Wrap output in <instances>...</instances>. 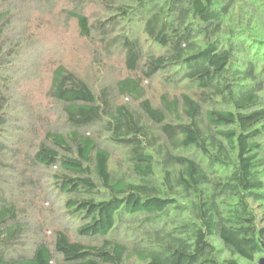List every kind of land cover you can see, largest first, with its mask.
I'll list each match as a JSON object with an SVG mask.
<instances>
[{"label":"trees","instance_id":"obj_1","mask_svg":"<svg viewBox=\"0 0 264 264\" xmlns=\"http://www.w3.org/2000/svg\"><path fill=\"white\" fill-rule=\"evenodd\" d=\"M68 1L81 7L85 0ZM54 2L0 0V68L7 55L17 58L30 45L24 27L33 4ZM99 3L108 16L94 24L75 7L64 14L81 38L95 34L104 54L123 55L131 75L115 91L127 102L111 103L105 91L96 93L58 65L47 96L67 128L45 131L33 156L56 169L66 212L83 223L78 233L98 242H74L57 230L53 250L39 243L19 252L26 228L0 179V264H258L264 256V0ZM141 36L161 53H145ZM159 73L166 83L194 85L198 98L164 94L154 107L142 83ZM9 103L0 97V167ZM99 125L127 150L131 178L109 171L110 153L89 132ZM128 217L148 229L146 245L133 252L114 236Z\"/></svg>","mask_w":264,"mask_h":264},{"label":"rangeland","instance_id":"obj_2","mask_svg":"<svg viewBox=\"0 0 264 264\" xmlns=\"http://www.w3.org/2000/svg\"><path fill=\"white\" fill-rule=\"evenodd\" d=\"M74 7L89 19L90 24L108 16L99 0H85L81 7L68 0H56L47 5L35 3L31 9L32 19L24 27L31 39L30 45L28 48L27 45L22 46V54L17 58L7 55L8 58L0 68L3 79L0 97L10 101L8 110L5 111L8 112V124L3 128L6 138H9L8 151L2 155L0 179L7 198L16 207L20 222L26 228L21 234L20 248L23 250L19 252L30 253L39 243H45L53 250L54 232L57 230L66 233L74 242H98L95 239L88 240L78 233L83 223L71 218L66 212V197L55 187L53 174L56 169L38 165L33 159L45 131L62 132L67 128L60 107L47 96L51 72L58 65L66 66L96 93L105 91L111 103L127 102L119 98L115 91V83L131 75L125 68L123 55L118 51L110 56L104 54L95 34H92L91 39L81 38L76 21L64 14ZM18 30L15 27L11 32ZM141 43L145 53H161V50L142 36ZM137 76L141 77L140 74ZM165 76L166 74L159 73L142 83L145 96L154 107L160 106V97L164 94L170 99L178 98L181 94L198 98L199 92L194 85L186 82L169 84L164 80ZM129 103L130 106L137 107L136 102ZM153 130L155 131V127ZM92 131H95L99 147L110 153L109 171L115 177L127 175L131 178L127 150L114 146L103 126L99 125L89 132ZM262 154L264 155V147ZM160 175L158 164V179ZM178 201L184 204V201ZM137 218H126L114 233L118 240L127 245L129 252L146 245L141 239L148 229L139 224ZM263 258L264 256L257 258L258 264ZM134 261L135 257L129 263Z\"/></svg>","mask_w":264,"mask_h":264},{"label":"water","instance_id":"obj_3","mask_svg":"<svg viewBox=\"0 0 264 264\" xmlns=\"http://www.w3.org/2000/svg\"><path fill=\"white\" fill-rule=\"evenodd\" d=\"M259 264H264V258L259 262Z\"/></svg>","mask_w":264,"mask_h":264}]
</instances>
